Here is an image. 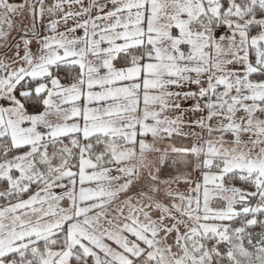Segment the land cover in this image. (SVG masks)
<instances>
[{
  "label": "snow or ice",
  "instance_id": "snow-or-ice-1",
  "mask_svg": "<svg viewBox=\"0 0 264 264\" xmlns=\"http://www.w3.org/2000/svg\"><path fill=\"white\" fill-rule=\"evenodd\" d=\"M0 264H264V0H0Z\"/></svg>",
  "mask_w": 264,
  "mask_h": 264
}]
</instances>
